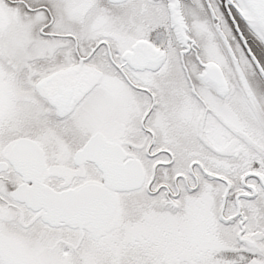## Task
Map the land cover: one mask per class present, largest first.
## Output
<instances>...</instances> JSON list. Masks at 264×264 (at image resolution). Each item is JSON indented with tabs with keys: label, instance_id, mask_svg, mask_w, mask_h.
Segmentation results:
<instances>
[{
	"label": "snow or ice",
	"instance_id": "snow-or-ice-1",
	"mask_svg": "<svg viewBox=\"0 0 264 264\" xmlns=\"http://www.w3.org/2000/svg\"><path fill=\"white\" fill-rule=\"evenodd\" d=\"M0 264H264V0H0Z\"/></svg>",
	"mask_w": 264,
	"mask_h": 264
}]
</instances>
